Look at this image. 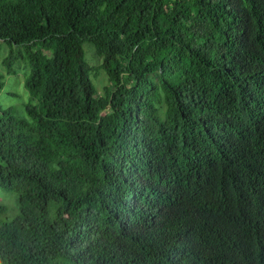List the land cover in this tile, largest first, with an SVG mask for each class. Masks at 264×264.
<instances>
[{
	"label": "trees",
	"instance_id": "16d2710c",
	"mask_svg": "<svg viewBox=\"0 0 264 264\" xmlns=\"http://www.w3.org/2000/svg\"><path fill=\"white\" fill-rule=\"evenodd\" d=\"M0 41V264H264V0H0Z\"/></svg>",
	"mask_w": 264,
	"mask_h": 264
},
{
	"label": "rangeland",
	"instance_id": "374dc122",
	"mask_svg": "<svg viewBox=\"0 0 264 264\" xmlns=\"http://www.w3.org/2000/svg\"><path fill=\"white\" fill-rule=\"evenodd\" d=\"M16 49V48H14ZM84 57L88 65L93 66L100 62L93 50V46L89 42L83 43ZM8 47L4 42L0 41V71L5 75L4 86L0 91V105L3 108L11 107L15 113L24 115L22 109L23 104L28 101V93L23 86L24 77L27 72V65L21 60H16L12 63L14 74H7L6 67L3 63V58L7 55ZM93 84L98 93H102L103 86L108 84L106 75L104 72H99L96 77L93 78ZM0 198L8 202L10 216L15 212L13 199L0 188Z\"/></svg>",
	"mask_w": 264,
	"mask_h": 264
}]
</instances>
